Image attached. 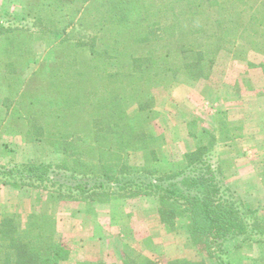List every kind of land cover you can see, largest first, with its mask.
I'll list each match as a JSON object with an SVG mask.
<instances>
[{"label":"trees","instance_id":"1","mask_svg":"<svg viewBox=\"0 0 264 264\" xmlns=\"http://www.w3.org/2000/svg\"><path fill=\"white\" fill-rule=\"evenodd\" d=\"M226 3L31 0L25 16L33 21L30 27L23 19L0 14V37L16 47L0 48L5 57L0 89H8L1 105L25 142L47 141L63 155L57 165L15 160L0 165V186L41 190L49 198L37 201L25 227L18 216L2 217L0 264L65 262L68 250L54 239L50 199L93 203L110 196L155 199L161 222L170 228L186 217L192 244L218 264H227L226 244L249 235V217L255 212L223 184L213 155L217 140L207 131L182 162L157 164L156 149L163 143L155 125L160 114L146 93L177 80L206 81L219 53L239 42L264 58V2L236 0L235 10ZM208 12V35L201 25L189 33L184 26L181 30L184 15L194 23ZM168 15L178 19L176 24L150 22ZM206 35L211 39L200 44ZM172 39L175 48H168ZM186 40L190 46H179ZM259 68L264 73V62ZM224 130V140L233 138ZM135 153L142 154L144 166L129 163ZM124 264L156 263L128 259Z\"/></svg>","mask_w":264,"mask_h":264},{"label":"crops","instance_id":"2","mask_svg":"<svg viewBox=\"0 0 264 264\" xmlns=\"http://www.w3.org/2000/svg\"><path fill=\"white\" fill-rule=\"evenodd\" d=\"M28 1L0 0V13L22 17ZM228 65H223L222 71L221 66L215 65L212 73L215 74L214 81L217 80L215 84L208 81L197 86L178 81L167 87V103L156 107L160 113L157 120L159 133L164 139L156 149L158 165L182 162L183 157L198 145L203 129H216L213 120L219 112L224 114L227 123L242 122L251 116V112L255 119L258 117L264 122V93L257 94L258 87L253 85V77L264 79L259 64L249 61L234 63L232 67ZM243 79L250 86L246 94L241 87ZM262 125L260 136H233L229 140H218L215 147L223 180L252 209L256 208L252 204L254 200L264 199V179L257 168L258 162L264 160L254 153L264 148ZM14 144L18 163L59 164L63 161L60 152L44 143L14 140ZM46 155L50 157L46 158ZM133 159L137 161L130 162L132 166H144L141 153L132 154L130 160ZM1 162L5 163L6 159L2 158ZM40 196L32 188L16 190L1 186L0 221L5 214L12 212L24 223L35 212ZM50 207L56 221L54 239L69 252L67 260L60 264H124L128 259H149L156 264L175 260L187 264H218L216 259L208 257L191 243L184 229L186 218L176 219L173 230L161 222L159 205L153 198L119 200L110 196L98 198L93 203L53 199ZM180 221L185 224L181 226ZM241 239L237 237L229 241L225 250ZM252 247L250 251H253ZM263 254L233 251L234 264H264Z\"/></svg>","mask_w":264,"mask_h":264},{"label":"rangeland","instance_id":"3","mask_svg":"<svg viewBox=\"0 0 264 264\" xmlns=\"http://www.w3.org/2000/svg\"><path fill=\"white\" fill-rule=\"evenodd\" d=\"M30 1L31 0H29L26 3V10L23 13L22 17H17L15 15H12L13 18H16V20L23 19L22 22L23 23H26L27 22L26 24H29V27L33 23V21L31 19L25 18V16H26V13L28 12V10L30 8ZM153 1H154V3H156V2L159 3V1H161V0H153ZM226 1H228V5L233 10H235L236 8H238V5L239 4L236 3V0H232V4H231L230 0H225V6H227ZM253 1L264 2V0H248V2H250V3H252ZM176 12H178V8H176ZM0 14L1 15H9V14H5V13H0ZM179 16L180 15H178V17ZM183 18H181L180 21H179L180 22L179 24L182 25L181 30H183V26H184V29L186 30V32L189 33V29L190 28H194L195 27L194 25H196V27L201 25L203 27V30L207 33V35H208V32H210L209 31L210 30L209 25L211 23L210 12H208L206 15H202V16H199L198 18H196V21L194 23H191V19H187L188 17L186 15H184ZM177 20H178L177 18L175 19V17H172L171 15H168L166 17V19L164 17H159L158 16V18L155 17L150 22L151 23H157L158 22V26L159 25H162L163 27L164 26L167 27V26H170L172 24H176ZM207 35L204 36V37H202V40H201L200 44L209 42V40L211 38L208 39L207 38ZM36 39L37 40H34L33 44L38 43L37 41H39V39L37 37H36ZM189 39H191L190 36L188 37V40ZM173 40L174 39H172V41L170 42L171 45L168 46V48H175V43H174ZM12 45L14 46V44H9L7 42H4L3 39L0 37V48H16V47H13ZM190 45H191V42H189V41L187 42V40H186V42L184 41L183 43L179 44V46H190ZM34 48H38V47L35 46ZM164 48H167V47L164 46ZM254 53L255 52L252 51V47L250 45H248L247 43H244V42H239V43H237V45L231 47V50L229 52H224V51L223 52H220L219 55L216 58L214 67L217 64V67H220L221 66L220 69L222 71V69L225 67V66L223 67V65H228L229 64L227 67H232L234 65V63H237V62L245 63V62L251 61L252 64H259V65L261 63H263L264 62V58L262 56H260L259 54H257V53L254 54ZM4 60H5V57L0 55V62L1 61H4ZM20 66H22V64ZM214 67L212 69V72H211L210 77L206 81H199V82L192 83V84H196L197 86H201L204 82H208V81L209 82L211 81L212 83L215 84L217 82V80L214 81V77L213 76H215V74L212 75V73L214 71ZM246 68H248L247 65H246ZM236 70H239V68H237ZM2 71H3V68L0 65V72H2ZM253 78H254L253 85L258 87V89L256 91L257 94L264 93V79H262L261 77L260 78L253 77ZM178 81H183V80H177L176 82H178ZM42 82L45 83V85H47L46 84L48 82L47 81V78H45V79L43 78L42 79ZM241 85H242L241 87L244 90L243 91L244 94H246L247 92L250 91V86H249V84L246 85V81L244 79L242 80ZM168 86H170V85H168ZM168 86H159V87H155V88L148 89L146 91V93L149 96H151L156 111H157V109H156L157 106L162 105V104L164 105V103H167L166 101L168 100V98H167V95L165 94V92H166V89H167ZM7 92H8V89L5 88V87H2L0 89V144H1V148H2V155L0 157V165H5L8 162H10L11 160H15L16 161V152H15L16 145L14 144V140H20V141H22L24 143H28V142H25L23 140V137L21 135H18L17 128L15 127L14 124H11V122H12L11 120L13 118L12 117L11 118H8V116L6 115V110L1 105V100H2L3 96L5 94H7ZM250 114H251V116L248 115V117L246 119H244V121H242V122L227 123L224 114L219 112L215 116V119L213 120V125H215V128L216 129H212V128L208 129V128H205L202 131H207L208 133H210L208 135H211V134L214 135L217 141L218 140L224 141L223 138L226 135L224 129L229 130V135L230 136L249 135V134L257 136L261 131H263L262 130V126H263L262 124H264V122H262L260 120V118H258V117H257V119H255L256 116L254 115L253 112H251ZM155 125H156V129H157V133L160 134L159 133V128H158L157 121L155 122ZM201 132H200V135H201ZM258 136H260V135H258ZM207 137L208 136H206V135L204 136L203 143H205V141L208 140ZM163 142H164V139H163ZM39 143H44L46 146H49L52 149H54V150H56V151H58V152L61 153V151H59L56 148L52 147L47 141H43V142H39ZM30 144H34V143H30ZM255 151L256 152H254V153L257 155V157L259 159H263L264 160V148H259V149L255 150ZM41 155H43V153ZM213 155L215 156V148H214V151H213ZM130 156H129V163L130 162L133 163V162H136L137 161L136 159L130 160ZM45 157L46 158H49L50 156L46 155ZM53 157H54V155L52 156L51 159H53ZM2 158L3 159H6V162L5 163H2L1 162V159ZM30 163H19V164H30ZM33 164L41 165V164H38V163H35V162ZM43 165H49V164H43ZM50 165H57V164H50ZM257 168H258V171L260 172V175L264 179V161H262V162L259 161ZM223 184L226 186V188H228L235 195V193L226 185V183H225L224 180H223ZM2 187H5V186H2ZM34 190H36V189H34ZM36 191L38 192V194H41V196L38 198V201L39 200L47 201L49 199L48 198V193L43 192L41 190H36ZM236 197L248 209L252 210L255 213L249 217V222H250L249 224L251 226V229H249V235H247L245 237H242L241 240H239L238 242H235V243L231 244L230 247H228L227 250H225V255L223 257H224V261L227 262V264H234L233 251H241L242 250L244 252H249V253H252V254L255 253V254H259V255H262V253H264V235H263V232H264V199L259 198V200H256V201L254 200L252 202V204L256 208H253L252 209L240 197H238V196H236ZM102 198H106V197H102ZM53 199H57V198H51L50 201H49V205H50V203H51V201ZM58 200H64V201H69V202H76V201H70V200H65V199H58ZM254 202H257V204L254 205ZM49 209L52 211V209H51L50 206H49ZM5 215H8V216L15 215V216H17L16 214H14L12 212H8ZM182 218H186V217H179L177 219L180 220ZM20 221H21V219H20ZM27 222H28V218L26 219V221L24 223H22V227H25V224H27ZM179 224L181 226H183V224H185V223H183L182 221H180ZM188 224H189V220L187 219L186 220V227H184L186 233H187V226H188ZM170 229L173 230V228H170ZM260 232L262 234L261 235H258ZM252 245H253V247H252ZM251 247L253 248V251H250L249 250ZM202 252L204 253V251H202ZM68 254H69V252H68ZM243 254H245V253H243ZM261 263L262 262H259V264H261Z\"/></svg>","mask_w":264,"mask_h":264}]
</instances>
